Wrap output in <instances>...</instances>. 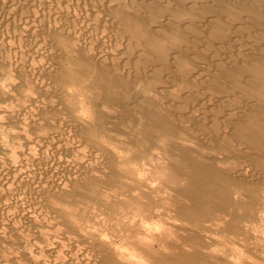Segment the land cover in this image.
Returning <instances> with one entry per match:
<instances>
[{
	"label": "rangeland",
	"instance_id": "1",
	"mask_svg": "<svg viewBox=\"0 0 264 264\" xmlns=\"http://www.w3.org/2000/svg\"><path fill=\"white\" fill-rule=\"evenodd\" d=\"M19 1L0 0V264H264V58H239L258 43L247 10L196 0L192 24L167 0L154 6L165 26L144 32L101 5L106 55L90 58L73 36L96 26L77 2L58 1L70 37L40 26L59 16L39 1ZM170 17L184 18L180 32Z\"/></svg>",
	"mask_w": 264,
	"mask_h": 264
},
{
	"label": "bare ground",
	"instance_id": "2",
	"mask_svg": "<svg viewBox=\"0 0 264 264\" xmlns=\"http://www.w3.org/2000/svg\"><path fill=\"white\" fill-rule=\"evenodd\" d=\"M16 1V0H15ZM35 0H22L21 2L19 1V4H16V7L17 8H27V6L28 7H30L31 6V4L33 5V2H34ZM38 1H39V4L40 5H43V7L45 8V10H46V12L50 15H58L59 17L58 18H53V19H51V20H47L46 18L44 19L43 18V20H41V27H43L44 29L45 28H47L48 30H54V31H60V32H64V34L65 35H68V36H70L71 37V35H73V31L72 30H70L69 29V27H68V23H67V21L64 19L66 16H65V14L68 12V8H66V6H65V2H64V4H62V2L60 3V2H58V1H62V0H37V3H38ZM66 1H69V0H66ZM72 1V0H71ZM71 1H69V2H71ZM151 1V3L150 2H147V1H143L144 3H142V0H136V1H133V0H131V2H130V0H76V1H72V2H77V7H79V9L81 8L84 12H87V13H89L90 14V16H89V19H88V22H89V26L91 27V26H96V28L94 27V29L92 28V29H90V30H92L90 33H84L83 34V32H82V34H80V35H76V36H73L74 38V41L75 40H77L78 39V43H80L79 44V46L80 45H82L83 46V51L87 54V56L88 57H90V58H98L99 56H100V54H102V52L100 53L99 52V47H100V44L102 43L101 42V36L103 35V34H101V33H99L100 31L99 30H101L103 27H101L100 29H99V27L101 26V22H100V19L98 18H96L95 16V12H98V8H100L99 10H101V7H103V6H106V7H103V10H105L106 8H107V6H113L114 5V7H116V8H118V9H121L122 11H127V13H129L130 15L132 14V16H134V18H136V20L138 21V22H140L142 25H143V29H145V31L144 32H146V30H148L149 29V27L151 26L150 25V23L152 22V24H153V26L154 25H156V24H154L153 23V21H155L156 23H157V26H161L163 23V21L161 22V19H160V17L158 16L159 15V12L158 11H156L157 9L154 7V6H159L160 8L159 9H166L167 7H168V5L169 4H167V0H150ZM166 1V2H165ZM177 1V0H176ZM184 1H186V0H184ZM197 1H199V0H197ZM226 1H231V0H226ZM261 1V0H260ZM4 2V1H3ZM68 2V3H69ZM72 2H71V4H72ZM200 2H202V0L200 1ZM208 1L206 0L205 1V3H207ZM210 2V1H209ZM237 2L238 3H240L246 10H247V12H248V16H249V18L251 19V23H252V26L254 27V33H252L251 34V38L253 37H255V39L257 38V41H258V43L257 42H254V44H256L253 48L250 46H248L249 47V51H248V54L247 55H242V53H241V55H240V57L239 58H254V59H256V58H264V4H261L258 0H237ZM261 2H264V1H261ZM35 3V2H34ZM170 3H171V1H170ZM174 3V2H173ZM173 3H171V5L173 4ZM232 3V2H231ZM67 4V3H66ZM70 4V3H69ZM69 4L67 5V7L69 6ZM113 4V5H112ZM195 4H196V0H189V1H187V2H183L182 0L180 1L179 0V2H178V5H180V6H182V8H183V10H182V14L184 15V17H185V23H188V22H192V15H193V6H195ZM197 4H199V2H197ZM233 5H234V3H232ZM12 5V4H11ZM73 5V4H72ZM102 5V6H101ZM206 5V4H205ZM204 5V6H205ZM1 6H3V5H1ZM5 6V5H4ZM7 6V5H6ZM15 6V5H14ZM101 6V7H100ZM196 6H198V5H196ZM11 7V6H10ZM34 7V6H33ZM38 7L40 8V6L38 5ZM38 7H37V9H38ZM42 6H41V8L42 9H44ZM71 7V6H70ZM207 7V6H206ZM242 7V8H243ZM105 8V9H104ZM199 8V7H198ZM7 9H9V8H7ZM11 9V8H10ZM13 9H14V7H13ZM70 9V8H69ZM80 9V10H81ZM3 10V9H2ZM12 10V9H11ZM27 10H28V8H27ZM41 10V9H40ZM45 10H44V12H45ZM72 7H71V12H72ZM75 10H76V8H75ZM74 10V11H75ZM120 10V11H121ZM141 10H142V12H144L145 13V15H146V17H142V13H141ZM6 11V10H5ZM43 11V10H42ZM73 11V12H74ZM76 11H78V10H76ZM83 11H81V12H83ZM39 12V11H38ZM45 12V13H46ZM80 12V13H81ZM83 12V13H84ZM163 12V11H162ZM162 12H160L161 14H162ZM214 12H216V11H214ZM17 13V12H16ZM68 13H70V12H68ZM76 13V12H75ZM79 13V12H78ZM78 13H76V14H78ZM101 13V12H100ZM99 13V14H100ZM103 13H104V11H103ZM103 13H101V16H99L100 18H102V14ZM111 13V12H110ZM239 13H241V12H239ZM238 13V15H241V14H244L243 12L241 13V14H239ZM40 14V13H39ZM43 14V13H42ZM164 14H166V13H164ZM177 14V13H176ZM211 14V13H210ZM49 15H47V16H49ZM50 15V16H51ZM95 15V16H94ZM98 15V14H97ZM110 15V14H109ZM49 16V17H50ZM52 16H51V18H52ZM61 16V17H60ZM78 16V15H77ZM82 16V13H81V15H80V17ZM84 16V15H83ZM82 16V17H83ZM119 16V15H118ZM131 16V17H132ZM164 16V15H163ZM201 16V15H200ZM214 16V15H213ZM215 16H218V15H215ZM5 17V16H4ZM27 17V16H26ZM39 17V16H38ZM45 17V16H44ZM69 17H70V15H69ZM88 17V16H87ZM105 17V16H104ZM74 18V17H73ZM108 17H106V19H107ZM120 18V17H119ZM123 18H125V17H123ZM165 18V17H164ZM167 18V17H166ZM203 18H205V16L203 17ZM221 18H225V17H221ZM244 18V17H243ZM48 19H50V18H48ZM75 19V18H74ZM74 19H73V21H74ZM79 19H81V18H79ZM79 19H75L76 21H78ZM82 19H84V18H82ZM81 19V20H82ZM86 19V18H85ZM105 19V20H106ZM178 19V18H177ZM181 19H184L183 17L182 18H180L179 20H181ZM186 19H188V20H186ZM202 19V18H201ZM245 19V18H244ZM80 20V21H81ZM113 20V19H112ZM111 20V21H112ZM169 20H170V23H171V26L173 27V28H175V33H178V32H180V28L178 27L179 26V24H178V22H180L181 23V21H179L178 20V22H177V20L176 19H174L173 17H170L169 18ZM199 20L200 19H198L197 20V23L199 22ZM204 20V19H203ZM248 20V19H247ZM5 21V20H4ZM34 21H35V19H34ZM73 21H72V23H73ZM80 21H79V23H80ZM84 22L86 21V20H83ZM114 21V20H113ZM183 21V20H182ZM194 21V20H193ZM206 21V20H205ZM207 21H209V20H207ZM211 21V20H210ZM240 21H242L241 20V18H240ZM37 22V21H36ZM38 22H39V20H38ZM43 22V23H42ZM83 22V23H84ZM107 22V21H106ZM121 22H124L123 20L121 21ZM214 22V21H213ZM244 22V21H243ZM20 23V22H19ZM40 23H38V26H39V24ZM74 23H76V22H74ZM83 23H82V26H83ZM103 23V22H102ZM104 23H105V21H104ZM114 23V22H113ZM137 23V22H136ZM162 23V24H161ZM194 23H195V21H194ZM215 23V22H214ZM232 23H234V22H232ZM236 23V22H235ZM245 23V22H244ZM2 24H3V22H2ZM71 24V23H70ZM77 24V25H76ZM76 24H74V25H76V26H74V25H71L72 27V29H75L77 26H79L78 25V22L76 23ZM119 24V23H118ZM192 24H193V22H192ZM200 24V23H199ZM198 24V25H199ZM204 24V23H203ZM227 22L225 23H222L220 26H222V27H225L226 28V26H228V25H230V24H227ZM250 24V23H249ZM84 25H86V22H85V24ZM113 25V24H112ZM136 25V24H135ZM164 25V24H163ZM181 25H183V24H181ZM198 25H197V27H198ZM206 25V24H205ZM237 25V24H236ZM245 25H246V23H245ZM248 25V24H247ZM1 26V25H0ZM11 26V25H10ZM9 26V27H10ZM107 27H108V25H106ZM105 26V24H104V27H106ZM111 25H109V27H110ZM114 26H116L115 24H114ZM165 26V25H164ZM170 26V27H171ZM194 26H195V24H194ZM233 26V25H232ZM250 26V25H249ZM2 27V26H1ZM6 27V26H5ZM36 27V26H35ZM40 27V28H41ZM73 27H75V28H73ZM79 27H81V26H79ZM86 28H88V26H85ZM85 27H83V28H85ZM108 27V28H109ZM120 27V26H119ZM126 27H127V25H126ZM201 27V26H200ZM251 27V26H250ZM29 28V27H28ZM39 28V27H38ZM82 28V27H81ZM81 28H78V31H79V29H81ZM113 28H115V27H113ZM150 28H152V27H150ZM168 28V27H167ZM232 28V27H231ZM42 29V28H41ZM106 29V28H105ZM182 29V28H181ZM248 29H250V28H248ZM82 30H84V29H82ZM98 30V31H97ZM104 30V29H103ZM103 30H101V32H103ZM110 30V29H109ZM112 30V29H111ZM151 30V29H150ZM230 30V29H229ZM228 30V31H229ZM237 30V29H236ZM235 30V31H236ZM241 30V29H240ZM29 31V30H28ZM39 31V30H38ZM44 31V30H43ZM86 32H87V30H85ZM106 31V30H105ZM116 31H117V29H116ZM115 31V32H116ZM197 31V30H196ZM253 31V30H252ZM251 31V32H252ZM75 32V31H74ZM76 32H77V30H76ZM80 31H79V33H81ZM106 32H109V31H106ZM105 32V34H107ZM114 32V31H113ZM131 32V31H130ZM152 32V31H151ZM197 32H199V31H197ZM244 32V31H243ZM242 32V33H243ZM246 32V31H245ZM110 33H111V31H110ZM134 33V32H133ZM142 33V32H141ZM200 33H201V31H200ZM199 33V34H200ZM20 34V33H19ZM117 34V33H116ZM120 34V33H119ZM119 34H118V36H119ZM144 34V33H143ZM143 34H142V36H143ZM148 34V33H147ZM191 34V33H190ZM235 34V33H234ZM233 34V35H234ZM246 34H249L248 32L247 33H245L244 34V36L246 35ZM14 35V34H13ZM31 35V34H30ZM63 35V34H62ZM75 35V34H74ZM111 35V34H110ZM115 35V34H114ZM125 35V34H124ZM145 35V34H144ZM243 35V34H242ZM29 36V35H28ZM104 36H106V35H104ZM104 36H103V40H106V39H104ZM117 36V35H116ZM116 36H112V37H116ZM120 36H122V34H120ZM126 36V35H125ZM193 36H194V34H193ZM193 36H191V37H193ZM197 36V35H196ZM199 36H201V35H199ZM203 36V35H202ZM236 36V35H235ZM238 36V35H237ZM240 36V35H239ZM238 36V37H239ZM31 37V36H30ZM108 37H110V36H108ZM123 37V36H122ZM121 37V38H122ZM42 38H43V36H42ZM106 38V37H105ZM117 38H119V37H117ZM116 38V39H117ZM120 38V39H121ZM129 38H130V34H129ZM133 38V37H132ZM143 38V37H142ZM174 38V37H173ZM176 38V37H175ZM175 38H174V40H175ZM186 38V37H185ZM200 38V37H199ZM199 38H198V40H199ZM204 38V37H203ZM237 38V37H236ZM247 38V37H246ZM17 39V38H16ZM112 39H114V41L116 40L115 38H112ZM124 39V38H123ZM137 39V38H136ZM140 39V38H139ZM187 39V38H186ZM190 39V38H189ZM196 39V38H195ZM205 39V38H204ZM233 39V38H232ZM255 39H253V40H255ZM38 40V39H37ZM107 40H109V39H107ZM105 41V42H108V41ZM119 40V39H118ZM117 40V41H118ZM125 40V39H124ZM128 40V39H127ZM133 40H134V38H133ZM138 40V39H137ZM239 40V39H238ZM245 40V39H244ZM250 40V39H249ZM253 40H251V41H253ZM113 41V42H114ZM116 41V42H117ZM120 41V40H119ZM123 41V40H122ZM129 41V40H128ZM142 41V40H141ZM227 41V40H226ZM246 41H248V40H246ZM250 41V42H251ZM256 41V40H255ZM39 42V41H38ZM75 42H77V41H75ZM110 42H111V40H110ZM116 42H114L113 43V46H114V44L116 43ZM130 42V43H129ZM129 42H127L126 40H125V45H127L128 44V46H129V44H131V41H129ZM140 42V40L138 41V43ZM195 42H197V41H195ZM220 42V41H219ZM231 42V41H230ZM23 43V42H22ZM74 43V42H73ZM118 43V42H117ZM115 44V46L117 45L118 46V44ZM133 43V42H132ZM138 43H137V45H135V43H133V45H135L136 47H138ZM175 43V42H174ZM217 43V42H216ZM225 43H227V42H225ZM248 43V42H247ZM5 44V43H4ZM14 44V43H13ZM26 44V43H25ZM119 44H121L120 42H119ZM140 44V43H139ZM250 44H252V42L250 43ZM24 45V44H23ZM36 45V44H35ZM39 45V44H38ZM45 45V44H44ZM103 45V44H102ZM101 45V46H102ZM107 45V44H106ZM108 45H109V43H108ZM123 45V44H122ZM125 45H123L124 47H126ZM141 45V44H140ZM170 45H171V43H170ZM185 44H183L182 46H184ZM197 45V44H196ZM196 45H192V47H194V46H196ZM223 45V44H222ZM221 45V46H222ZM234 45V44H233ZM241 45V44H240ZM4 46V45H3ZM40 46V45H39ZM82 46H80L81 48H82ZM228 46V45H227ZM230 46V45H229ZM73 47V46H72ZM106 48H108V46H105ZM103 48V49H106V48ZM124 47H122V49L120 48V46H118L117 48H120L121 49V52L120 53H122V50H123V48ZM132 48H133V46H131ZM130 47V48H131ZM142 47V46H141ZM173 48L175 47V44H174V46H172ZM179 47V46H178ZM238 47V46H237ZM47 48V47H46ZM100 48H102V47H100ZM111 48H113L112 47V45H111ZM115 48V47H114ZM131 48V49H132ZM196 48V47H195ZM198 48V47H197ZM215 48V47H214ZM224 48V47H223ZM239 48V47H238ZM1 49V48H0ZM14 49V48H13ZM130 49V50H131ZM134 49V48H133ZM132 49V50H133ZM141 49V48H140ZM139 49V50H140ZM170 49V48H169ZM212 49V48H211ZM233 49V48H232ZM116 50H119V49H116ZM116 50L114 51V49L112 50V51H114V52H116ZM128 50H129V48H128ZM131 50V51H132ZM138 50V49H137ZM142 50H144L143 48H142ZM171 50V49H170ZM179 50V49H178ZM177 50V51H178ZM182 50V49H181ZM195 50V49H194ZM193 50V51H194ZM223 50V49H222ZM246 50H247V48H246ZM23 51V50H22ZM28 51V50H27ZM44 51V50H43ZM51 51V50H50ZM105 51V50H104ZM107 51V50H106ZM105 51V52H106ZM126 51H127V49L125 50V54L124 53H122V54H124V56L121 58V60L123 59V58H125V55H126ZM174 51H175V49H174ZM176 51V52H177ZM180 51V50H179ZM185 51V50H184ZM210 51V50H209ZM217 51H219V50H217ZM237 51H239V50H237ZM237 51L235 50V53H237ZM245 51V50H244ZM49 52V51H48ZM109 52V50L107 51V53ZM119 52V51H118ZM118 52H116V54H118ZM132 52H134V51H132ZM136 52L137 51H135V53L134 54H136ZM139 52V51H138ZM140 52H141V50H140ZM166 52V51H165ZM169 52V51H168ZM173 52V51H172ZM200 52V51H199ZM241 52H243L242 50H241ZM246 52V51H245ZM39 53V52H38ZM53 53V52H52ZM104 53V52H103ZM120 53L118 54L119 56H120ZM129 53H131V52H129ZM129 53L127 52V54L129 55ZM145 53V52H144ZM167 53V52H166ZM182 53H183V51H182ZM188 53V52H187ZM227 53V52H226ZM231 53V52H230ZM247 53V52H246ZM246 53H244V54H246ZM36 54V53H35ZM105 54V53H104ZM113 54H115V53H113ZM138 54V53H137ZM143 54V53H142ZM162 55H163V57H164V53H161ZM173 54V53H172ZM172 54H171V56H172ZM180 54H181V52H180ZM189 54H191L190 52H189ZM188 54V55H189ZM200 54V53H199ZM202 54V53H201ZM237 54H239V53H237ZM34 55V54H33ZM103 55V54H102ZM106 55V54H105ZM108 55V54H107ZM117 55V56H118ZM127 55V56H128ZM130 55H132V57L134 56V57H137V56H135V55H133V54H130ZM144 55V54H143ZM153 55V54H152ZM152 55H150L149 54V56H152ZM158 55V54H157ZM161 55V56H162ZM178 55H179V53H178ZM183 56L185 55L184 53L182 54ZM187 55V56H188ZM194 55V54H193ZM12 56V55H11ZM109 56H111L110 54L108 55V57H106V58H109ZM116 56V57H117ZM127 56H126V58H127ZM140 56V55H139ZM146 56V55H145ZM148 56V55H147ZM169 56V54L166 56V57H168ZM225 56V55H224ZM25 57V56H24ZM35 57V56H34ZM34 57H32V58H34ZM111 57H113V56H111ZM110 57V58H111ZM133 57V58H134ZM142 57V56H141ZM165 57V58H166ZM170 57V56H169ZM186 57V56H185ZM189 57V56H188ZM206 57V56H205ZM211 57V56H210ZM216 57H217V54H216ZM219 57V56H218ZM28 58V57H27ZM119 58V57H118ZM126 58H125V60H126ZM129 58V57H128ZM131 58V57H130ZM143 58L145 59L146 57H144L143 56ZM148 58V57H147ZM156 58V57H155ZM164 58V59H165ZM173 58V57H172ZM237 58V57H236ZM238 58V59H239ZM105 59V58H104ZM112 59V58H111ZM149 59H150V57H149ZM161 59H163V58H161ZM160 60V61H166V59L165 60ZM170 59V58H169ZM215 59H217V58H215L214 57V61H215ZM244 59V60H245ZM19 60V59H18ZM108 60V59H107ZM115 60V59H114ZM118 60V59H117ZM124 60V59H123ZM129 60V59H128ZM127 60V61H128ZM131 60H132V58H131ZM130 60V64H131V62H132V66H131V68L133 67V68H136L135 66H133L134 64V62L136 63V62H138L137 61V59L136 58H134V61L132 60L131 61ZM136 60V61H135ZM147 60V59H146ZM146 60H143V61H146ZM155 60V59H154ZM210 60V59H209ZM220 60V59H219ZM218 60V61H219ZM251 60V59H250ZM26 61V60H25ZM36 61V60H35ZM119 61V60H118ZM149 61V60H148ZM150 61H152L151 59H150ZM149 61V62H150ZM198 61V60H197ZM202 61V60H201ZM206 61H208V59L206 60ZM205 61V62H206ZM234 61V60H233ZM11 62V61H10ZM119 62H121V61H119ZM124 62V61H123ZM123 62H121V64H123ZM142 62V61H141ZM149 62H147L148 64H149ZM155 62V61H154ZM159 62V61H158ZM168 62V61H167ZM252 62V61H251ZM254 63H256L255 62V60L253 61ZM115 63V62H114ZM116 63H118V62H116ZM125 63H126V61H125ZM123 64L124 66L127 64ZM139 64H140V62H138ZM137 63V64H138ZM147 63H146V65H147ZM165 63V64H164ZM163 64L165 65V66H167L166 65V62H164ZM169 63V62H168ZM220 65H221V69H222V71H224V72H227V73H229V74H231V75H238L237 77H239V71L240 70H237V67H234V65L233 66H229V65H224L223 66V64L224 63H222L221 61L220 62H218ZM235 63V62H234ZM238 63V62H237ZM253 63V64H254ZM35 64V63H34ZM130 64H129V66H130ZM139 64L137 65L138 66V68H139ZM151 64V65H150ZM149 64V67H151L152 68V70L153 69H155L156 67H155V65L152 67V64H153V62L152 63H150ZM155 64V63H154ZM159 64V63H158ZM170 64V63H169ZM199 64V63H198ZM257 64V63H256ZM26 65V64H25ZM50 65V64H49ZM116 65V64H115ZM114 65V66H115ZM120 64H118V65H116L114 68H116L117 69V66H119ZM140 65H142V63L140 64ZM143 65H145L144 63H143ZM143 65L141 66V69L143 68ZM171 65V64H170ZM169 65V66H170ZM232 65V64H231ZM255 65V64H254ZM128 66V65H127ZM126 66V67H127ZM163 66V65H162ZM164 66V68H166ZM198 66V65H197ZM208 66H210V64L208 65ZM248 66V65H247ZM262 66V65H261ZM26 67H28V66H26ZM145 68L147 67V66H144ZM155 67V68H154ZM262 67H264V66H262ZM120 68L122 69L123 68V70H124V67H121V65H120ZM128 68V67H127ZM145 68H143V69H145ZM159 68V69H158ZM157 69H158V71L159 70H161L160 69V67H158ZM163 68V67H162ZM199 68V67H198ZM244 68V67H243ZM16 69V68H15ZM115 69V70H116ZM121 69H119V67H118V70H120V72L122 73V71H121ZM173 69V68H172ZM53 70V69H52ZM112 70V69H111ZM114 70V72H116ZM134 70H137V69H134ZM140 70V69H139ZM148 70V69H147ZM168 70H169V68H168ZM186 69H184V71H185ZM206 70V69H205ZM244 70V69H243ZM256 70V72H255V74L257 73V72H259L260 71V69H259V66L255 69ZM129 71V73H130V70L129 69H127V72ZM141 71V73L143 72V70H140ZM140 71H138L137 70V72H140ZM155 71V70H154ZM153 71V72H154ZM157 71V70H156ZM157 71V72H158ZM190 71V73H192L191 72V70H189ZM36 72V71H35ZM124 72V71H123ZM136 72V71H135ZM156 72V74H158L159 75V73H157ZM172 72V71H171ZM188 73V71L186 70L184 73ZM246 72V71H245ZM120 73V74H121ZM128 73V74H129ZM134 73V72H133ZM172 73H174V72H172ZM190 73H188L189 75H190ZM214 73V72H213ZM240 73H242L241 71H240ZM244 73V72H243ZM127 74V73H126ZM144 74V73H143ZM181 74V73H180ZM187 74V75H188ZM194 74V73H193ZM260 74H262V73H260ZM123 76H124V73L122 74ZM167 75V74H166ZM169 75V74H168ZM174 75V74H173ZM188 75V76H189ZM247 75V74H246ZM259 75V74H258ZM145 76H147L146 74H145ZM176 76V75H175ZM182 76V75H181ZM190 76H193V75H190ZM241 76V75H240ZM245 76V75H244ZM243 76V77H244ZM130 77V76H129ZM142 77V76H141ZM160 77H161V75H160ZM180 77V76H179ZM236 77V78H237ZM169 78H170V76H169ZM184 78H185V76H184ZM183 78V79H184ZM242 78V77H241ZM36 79V78H35ZM261 79V78H260ZM189 80V79H188ZM239 80H240V78H239ZM190 81H191V77H190ZM214 81V80H213ZM183 82V81H182ZM187 82V81H186ZM199 84V83H198ZM49 87V86H48ZM205 87V86H204ZM197 89V88H196ZM208 90H210V88L208 89ZM227 92V91H226ZM212 93V92H211ZM14 94V93H13ZM197 94V93H196ZM201 94H203V93H201ZM223 94H226V93H223ZM232 94V93H231ZM213 95V94H212ZM219 95V94H218ZM197 97V96H196ZM227 98H228V96H226ZM233 97H235V96H233ZM210 98V97H209ZM213 98H214V96H213ZM225 98V96L223 97L222 96V99L221 98H219V96L218 97H215V102H214V100H213V102H214V104L216 103H218V104H222L223 102H227V99L225 100L224 99ZM231 98V97H230ZM220 99V100H219ZM224 99V100H223ZM167 100V99H166ZM211 100H212V98H211ZM228 100H229V98H228ZM249 100V99H248ZM179 102V101H178ZM199 102V101H198ZM229 102H231V101H229ZM213 104V105H214ZM229 104V103H228ZM227 104V105H228ZM235 104V103H234ZM165 106V105H164ZM204 106V105H203ZM212 106V105H211ZM219 106V105H218ZM218 106H215V108L216 107H218ZM221 106V105H220ZM233 106V105H232ZM205 108V107H204ZM237 108V107H236ZM232 109V108H231ZM11 111V110H10ZM218 111H220V110H218ZM231 112V111H230ZM175 113V112H174ZM211 113V112H210ZM216 113H218V112H216ZM209 114V113H208ZM225 114V113H224ZM230 114V113H229ZM216 115V114H215ZM239 115V114H238ZM243 115V114H242ZM241 115V116H242ZM225 116V115H224ZM17 117V116H16ZM222 117V116H221ZM227 117V116H226ZM227 118H229V117H227ZM235 118H237V117H235ZM218 119V118H217ZM238 119V118H237ZM233 120H234V118H233ZM241 121V120H240ZM215 122V121H214ZM73 126V125H72ZM23 127V126H22ZM227 127V126H226ZM214 132V131H213ZM217 132V131H216ZM220 132V131H219ZM212 133V132H211ZM226 133V132H225ZM226 135V134H225ZM21 136V135H20ZM219 137V136H218ZM203 142V141H202ZM232 142V141H231ZM60 148V147H59ZM59 153V152H58ZM245 157V156H244ZM74 173V172H73ZM87 186V185H86ZM62 213V212H61Z\"/></svg>",
	"mask_w": 264,
	"mask_h": 264
}]
</instances>
